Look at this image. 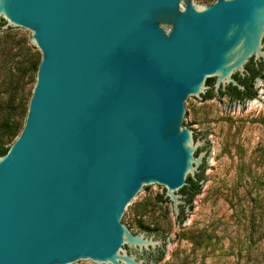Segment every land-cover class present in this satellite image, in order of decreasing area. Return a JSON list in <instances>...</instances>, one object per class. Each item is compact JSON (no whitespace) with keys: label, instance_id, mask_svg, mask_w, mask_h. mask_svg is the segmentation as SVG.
Returning a JSON list of instances; mask_svg holds the SVG:
<instances>
[{"label":"water","instance_id":"1","mask_svg":"<svg viewBox=\"0 0 264 264\" xmlns=\"http://www.w3.org/2000/svg\"><path fill=\"white\" fill-rule=\"evenodd\" d=\"M1 22L31 33L41 59L0 157V264L155 257L127 210L148 186L176 213L185 202L200 161L187 105L210 78L216 94L243 89L232 76L264 60V0H0Z\"/></svg>","mask_w":264,"mask_h":264},{"label":"rangeland","instance_id":"2","mask_svg":"<svg viewBox=\"0 0 264 264\" xmlns=\"http://www.w3.org/2000/svg\"><path fill=\"white\" fill-rule=\"evenodd\" d=\"M30 35L20 28L11 30L12 58L0 67V123L10 90L16 87L13 82L7 86V70L13 72L20 59L16 41ZM32 53L41 59L37 49ZM20 83L14 96L23 111L35 86V73H28ZM253 87L256 98L243 103L195 96L187 105V129L195 137L200 158L193 173L204 163L205 180L190 209L180 201L176 213L169 199L158 202L161 196L166 198L163 186H148L127 210L123 225L129 233L153 241L163 252L159 262H151L135 250L143 264H264V81L255 80ZM22 111L16 118L23 123ZM11 141L5 139V147ZM140 224L152 232L141 230ZM252 225L255 234L250 236Z\"/></svg>","mask_w":264,"mask_h":264},{"label":"trees","instance_id":"3","mask_svg":"<svg viewBox=\"0 0 264 264\" xmlns=\"http://www.w3.org/2000/svg\"><path fill=\"white\" fill-rule=\"evenodd\" d=\"M4 22L0 23V29L4 25ZM18 29L9 27L6 30H1L2 36L0 38V67L2 65H6L10 58H12L10 45L13 44L14 40L11 36V30ZM29 39H24L23 37H19L16 41L17 45V52L20 59L16 61L14 65V71L7 70V79L9 78L10 81L7 83V86H12V82L16 84L15 89H11L8 95V99L5 103V108L7 109L6 116L4 120L0 123V157L4 156L9 147H5V139H12L11 144L14 140L18 137L19 133L22 130L24 122H20L21 118H16L17 111L19 110L20 113L22 111V106L20 107L21 102L18 105L15 104L16 97L14 96L17 91L20 90L19 85L21 84V80L28 74V73H35V82H36V72L40 63V59L36 58V55L32 53V50H35ZM2 60L5 62L2 64ZM253 58L250 59L252 61ZM248 62L245 65V74L241 76L239 73L234 74L232 77L235 81L238 82L239 85L243 87V89H239L232 84L226 85L224 88H220L218 90V94L214 92V79L210 78L206 80V86L208 89L204 94L201 95L203 101L216 99L220 101L223 98H227L231 102L243 103L247 100H253L256 98V91L254 89V82L257 79H261L264 81V60L259 63V69H255L252 66L251 62ZM13 84V85H14ZM17 88H19L17 90ZM30 99V98H29ZM29 103V101H28ZM28 103L27 107L24 108L22 111L23 117L26 118L27 110H28ZM26 106V105H25ZM21 108V109H20ZM186 115V113H185ZM25 121V120H24ZM204 163L198 168V172L195 173L194 177L188 176L186 178V185L180 189V193L183 195L185 205L189 209L192 207L193 199L201 193V183L205 180V170H204ZM168 199L164 197H160L159 203H165ZM183 206V207H184ZM183 209L179 215V218L183 216ZM141 230H147L148 232H152L149 230L148 227H144L140 224ZM250 236L255 234V230L253 225L251 226ZM149 258H153L155 261H160L163 258V252L159 250V252L153 256H149Z\"/></svg>","mask_w":264,"mask_h":264},{"label":"flooded vegetation","instance_id":"4","mask_svg":"<svg viewBox=\"0 0 264 264\" xmlns=\"http://www.w3.org/2000/svg\"><path fill=\"white\" fill-rule=\"evenodd\" d=\"M262 44H263V49H264V36H263V39H262ZM251 59V58H250ZM250 61V60H249ZM248 61V62H249ZM262 60H257V61H255L254 59L252 60V61H250L251 63H252V66L255 68V69H259L260 67V65H259V63L261 62ZM247 62V63H248ZM149 256H153V255H149Z\"/></svg>","mask_w":264,"mask_h":264}]
</instances>
